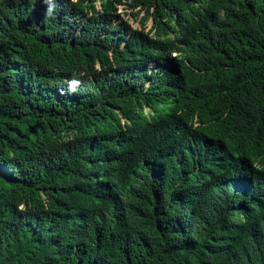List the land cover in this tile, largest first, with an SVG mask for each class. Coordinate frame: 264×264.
Segmentation results:
<instances>
[{
	"label": "trees",
	"instance_id": "1",
	"mask_svg": "<svg viewBox=\"0 0 264 264\" xmlns=\"http://www.w3.org/2000/svg\"><path fill=\"white\" fill-rule=\"evenodd\" d=\"M0 264H264V0H0Z\"/></svg>",
	"mask_w": 264,
	"mask_h": 264
},
{
	"label": "rangeland",
	"instance_id": "2",
	"mask_svg": "<svg viewBox=\"0 0 264 264\" xmlns=\"http://www.w3.org/2000/svg\"><path fill=\"white\" fill-rule=\"evenodd\" d=\"M137 12V11H135ZM119 13L121 14V17L123 19V21L125 22H129L130 26L133 28V29H141L142 25H141V20L144 16L143 13H141L139 16L135 17L133 15V11L132 9L129 7V6H124V7H121L119 9ZM147 30L150 29V25L149 23L147 24ZM154 66H152L153 68Z\"/></svg>",
	"mask_w": 264,
	"mask_h": 264
},
{
	"label": "clouds",
	"instance_id": "3",
	"mask_svg": "<svg viewBox=\"0 0 264 264\" xmlns=\"http://www.w3.org/2000/svg\"><path fill=\"white\" fill-rule=\"evenodd\" d=\"M120 15H121V14H120ZM122 20H123V19H122ZM149 111H150L149 108H145V109H144V113H145V115H148ZM130 122H131L130 119H123V123H124V124H125V123H130Z\"/></svg>",
	"mask_w": 264,
	"mask_h": 264
},
{
	"label": "bare ground",
	"instance_id": "4",
	"mask_svg": "<svg viewBox=\"0 0 264 264\" xmlns=\"http://www.w3.org/2000/svg\"><path fill=\"white\" fill-rule=\"evenodd\" d=\"M148 70V69H147Z\"/></svg>",
	"mask_w": 264,
	"mask_h": 264
}]
</instances>
